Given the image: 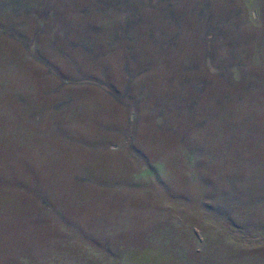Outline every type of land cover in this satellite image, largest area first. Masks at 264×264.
Listing matches in <instances>:
<instances>
[{"label": "rangeland", "instance_id": "374dc122", "mask_svg": "<svg viewBox=\"0 0 264 264\" xmlns=\"http://www.w3.org/2000/svg\"><path fill=\"white\" fill-rule=\"evenodd\" d=\"M97 2L0 0V264H264V0Z\"/></svg>", "mask_w": 264, "mask_h": 264}, {"label": "trees", "instance_id": "16d2710c", "mask_svg": "<svg viewBox=\"0 0 264 264\" xmlns=\"http://www.w3.org/2000/svg\"><path fill=\"white\" fill-rule=\"evenodd\" d=\"M97 4L100 5V8L102 10L107 9L108 8L107 6L112 4V0H98Z\"/></svg>", "mask_w": 264, "mask_h": 264}]
</instances>
